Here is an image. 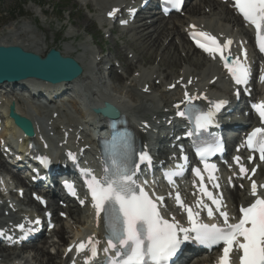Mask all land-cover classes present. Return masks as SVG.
<instances>
[{
    "label": "snow or ice",
    "instance_id": "snow-or-ice-1",
    "mask_svg": "<svg viewBox=\"0 0 264 264\" xmlns=\"http://www.w3.org/2000/svg\"><path fill=\"white\" fill-rule=\"evenodd\" d=\"M164 2L177 9L183 5V0H164ZM233 2L243 19L254 26L259 50L264 52V0H233ZM109 15H115V12ZM192 35L199 48L214 58L219 56L236 85L246 86L249 83L251 69L246 63V49L242 60L238 56H232L230 46L233 41L231 39L222 44L216 36L207 32H194ZM261 80H264V76H261ZM191 83L192 81L188 80L185 88ZM170 87L175 88L176 85L173 84ZM235 95L239 97V89ZM200 99L207 100L208 98L207 96H194L185 90L184 99L174 107L177 110V116L189 119L194 123L196 130L204 131L217 123L216 116L219 110L228 102L225 100L210 101L212 107L207 111H202L194 103ZM182 104L185 106L184 109L181 108ZM252 108L264 122V102L253 104ZM112 126L113 135L110 140L104 142L106 153L104 175L97 177L90 168L80 169L91 197L97 224L99 225L103 220L106 226L108 238L106 245L102 248L105 254V264H174V258L187 241H194L209 247L223 245L218 264H231L233 252L238 254L239 264H264V193L259 190L264 188V185H258L252 179L256 168L249 170L240 163V157H235L236 163L240 165L239 173L251 180L250 191L255 198L248 206H240L241 216L236 222H230V215L225 210L223 194L216 195L209 190L201 169L196 168L195 174L199 177L200 196L195 208L185 204L179 192L175 194L179 207L187 214V226H184L174 216L167 219L162 215L161 204L164 197L150 194L144 186L148 181L145 180L142 184L137 183L140 166L152 163V156L146 150V146L137 149L133 135L127 130L121 131L116 121H112ZM187 134L191 136L194 133L188 132ZM246 146L253 152H258L259 159L264 161V127H256L247 135ZM221 150L219 144L214 147L197 148V154L205 160L204 168L209 173L208 179L213 182V188L220 187L218 177L213 174L216 166L208 164L206 157ZM68 156L74 164L79 166L75 154L69 152ZM183 159L187 161L188 157L184 156ZM41 163L47 166L51 161L43 157ZM250 171L251 175H249ZM176 174L178 173L171 171L166 173L169 178ZM65 186L71 190L72 195L77 194L74 184L65 182ZM205 198L211 203L206 202ZM37 199L41 198L37 197ZM42 203L46 202L42 201ZM203 211H206L210 219H214L218 213L223 218V223L204 222L201 219ZM28 223L39 225L41 221L36 219ZM17 227L21 231L26 230L24 223L18 224ZM31 230L27 229V231ZM5 235L6 233L0 230V236ZM99 245L98 239L89 236L86 241L70 246L68 252L75 249L79 255L87 251L90 256L85 260V264H92L101 251ZM109 253H114V255H109Z\"/></svg>",
    "mask_w": 264,
    "mask_h": 264
},
{
    "label": "bare ground",
    "instance_id": "bare-ground-1",
    "mask_svg": "<svg viewBox=\"0 0 264 264\" xmlns=\"http://www.w3.org/2000/svg\"><path fill=\"white\" fill-rule=\"evenodd\" d=\"M117 1L119 0H86L85 4L89 12L93 13V11H95L96 18L102 22L100 14L101 11L104 9V7L114 4ZM137 3H141V0H138ZM116 5H120V3L114 4V6ZM206 8L211 9V15L210 13L207 14ZM218 9L220 10V13L218 18H216L217 21L215 20L216 23H214L215 21L211 17L215 16V10ZM144 14L146 15L148 12ZM145 19L147 18H144L143 21H141V25H138L135 28L132 27L130 30L132 33L131 38L126 41L125 45L127 52L125 51L126 53H123V55L118 53L116 54V57L122 60V69L125 71L123 75H115L116 67L112 66L109 69L101 67V65L109 60V56L104 54L103 49L100 46L93 48L88 42L78 46L71 44V42H66L62 47H58L57 49H59L65 56L74 57V59H76L81 64V66H83V75L81 78L75 82L61 84L60 86L68 85L70 87L77 88V94L79 97L90 93L91 97L95 98L97 94H94V91L99 90L100 93H98L99 96H97V99L104 98V100H109L114 103L119 109V112L125 116L128 123L134 127L139 139L142 140L143 146H146V150L149 151L154 148L155 143L163 141L164 135L161 132L165 129V127L164 124H159L160 119L163 117L168 118V113H170V110L174 104H177L184 99L185 90L194 96L207 93L211 98L216 99L222 98L221 94L224 93L225 95H229L224 76L222 75L220 68H218L214 62L202 55L197 58L190 57L189 53L191 51L198 52L192 47H189V49L187 48L188 50L186 53H184L185 46L188 41L187 32L189 22L193 21L201 29L219 34H227L232 32L229 30V26H239L240 18L234 14L233 10L228 5L223 4L220 0H200V3L192 7L187 15H183L180 19L173 20L171 23L169 19H163L161 17L154 19V21L151 20V22L144 21ZM81 24L84 26L85 31L87 32L92 30H97V33L100 32L95 26L93 18L84 16L82 23H76V26L79 27ZM169 24L171 26H169ZM151 27H153L152 30ZM31 28L32 27L30 26L29 22H23L21 25H10V27L7 29L8 32L0 36V45H20L28 51L44 54L47 48V46H44L45 40L36 36H32L33 31ZM240 34H243L246 38H248L249 31L246 27L242 26L240 28ZM72 36L76 35H73V31H69L68 37ZM175 39H179L181 41V49L183 48L182 51L180 50V45L176 43ZM54 46H56L55 41ZM129 54H132V56L130 57ZM153 62H157V65L155 64L157 67H146L148 64H154ZM130 69H134L133 73L136 72L135 76H133V73H131L133 79L130 81V83H125V85L123 84L124 86H121L119 84L120 81L123 80L125 75H127V71ZM107 74L115 75L116 84L118 83L120 86L118 87V85L115 83H108V81H106ZM215 76L218 77L217 82L214 85L209 86L210 80ZM158 80L161 82L160 85L163 84V89L160 90V93L156 91L158 86L156 81ZM188 80H191L192 83L188 84L187 88H183ZM103 82L108 83L106 84L107 90L104 92L99 89V87L103 85ZM173 84H175L176 87L171 91L170 85ZM5 85L8 87V84H4V86ZM147 85L150 89V92H148L146 89ZM54 87L57 92L61 90L59 85ZM2 88L3 86L0 88L1 92H3ZM91 97L86 96L84 102L90 104L92 101ZM7 103V100L6 102H1V106L6 107ZM73 107L76 113H78L76 109L77 106L74 104ZM33 109L34 108L30 110L26 109L25 106L17 107V110L20 113L32 117L36 124L39 125L41 130L45 132L44 126L46 121L43 113L36 109L34 111ZM64 111L66 110L63 109L60 113H58L57 119H54L51 124V130H48V133L57 130V133L55 132L57 135L54 137L56 144L58 142H62L63 140V134L62 132H59L58 129L60 128L59 123L63 124L60 122V119L63 118ZM53 112H59L55 105H53ZM80 114L81 121L77 126H75V123L70 125L67 123L65 124L64 128H66V130L70 129L71 127L77 129L79 125L87 124L84 113L80 111ZM48 120H51V115ZM102 124L103 122L98 120L96 126L98 127ZM9 126L12 128V130L9 128ZM6 127L7 129L5 135H7L9 132L11 134L16 132V127H14L11 120H7ZM84 128H86V126H84ZM170 129L171 128H169V130ZM83 133L85 136L87 135L86 131H83ZM152 140H154V142ZM86 141L89 144L93 143L89 142L87 139ZM34 143L38 148L40 143L37 141V139H35ZM56 148L59 152L63 151L61 146H57ZM165 151L166 146L162 150L156 152V156L153 160L156 161V158L159 157V161H161L162 156L159 155V153ZM7 166V164L0 160V168L7 169ZM245 196V192L240 191L239 189L230 191L229 201L231 207L233 206L234 200L237 198H239V200H245ZM30 202L34 203V201L30 198L26 200V203ZM5 210H7V207H3V211ZM78 222H80V224L82 223L81 221ZM81 225L84 226V228H79L75 232V236H73L74 238L78 237L79 235H83L84 230V233L87 235L88 233H93L100 241L99 237H102V233L98 227L91 228V224L88 220L83 221ZM90 228L91 230H88ZM55 234L59 236L62 243H67L66 246L69 245L68 240L73 238L67 236L64 227L57 230ZM30 245H32L31 248H33V251H35V256L41 264H59L60 262H58L57 259L61 258L63 251L66 249V247H64V250H59L58 255L54 256L49 253V249H47L45 246H40L37 243H32ZM30 245H28V247ZM2 251L3 250L0 249V252ZM4 251L9 252L7 254L0 255L4 259H9L11 256H15L14 258L17 259L21 256H24L26 252L24 250L20 252L12 250Z\"/></svg>",
    "mask_w": 264,
    "mask_h": 264
},
{
    "label": "rangeland",
    "instance_id": "rangeland-1",
    "mask_svg": "<svg viewBox=\"0 0 264 264\" xmlns=\"http://www.w3.org/2000/svg\"><path fill=\"white\" fill-rule=\"evenodd\" d=\"M83 1L81 0L79 1L78 0H0V31L2 35H4V33L8 32L7 29L8 27H10L12 23L19 24L21 21H22L21 23L29 22L30 26L32 27L31 29L33 31L32 36H36L38 38H42L45 40L44 46H47L45 53L53 47L56 49L58 47H62L63 44L66 42H71V44L78 46V45L85 43V41L88 43L90 41L89 45L93 46V48H97L99 47L98 45L101 44L102 46L100 45V47H102V49L105 48L106 55L110 53L108 55L109 60L105 63H108L112 59L113 55H115L116 57L117 53L122 54V55L123 53H126L127 50H126L125 45L127 41L126 39L128 40L130 39L129 35H126L125 39L123 40L117 34H115L114 36H109V33L100 31L99 32L100 34H99L97 33L98 32L97 30H92V31L87 32L85 31V28L82 24L79 27L76 26V23H82L84 16L85 17L91 16L90 18H93L95 26L99 30V25H97L96 21L97 20L100 21V20L96 18V15H95V18L92 17L94 14H90V12H88L89 10L82 5ZM85 1L83 4L86 6ZM194 4L195 3H193V5ZM191 6H192V3L189 2L187 4L185 12H187L189 7ZM210 10H211L210 8H206L207 14L210 13ZM13 11H14V14L17 16H21L22 13H24V15L26 14V16L22 18L18 17V19L16 18L17 20H14V21L10 20L12 18ZM217 13H220V10L217 11ZM211 14L212 12L210 13V15ZM21 23L19 25H21ZM169 26L171 25L169 24ZM69 31H73V35H76L78 37V40L76 41H74V39L64 40V38L68 36ZM110 34H112L111 31H110ZM91 35H94V37H92ZM54 41H55L56 46H54ZM175 41L176 43H178V41L180 40L175 39ZM188 47H189V44H187V48ZM187 48L186 50H188ZM184 53L186 52L184 51ZM197 53L198 52L196 53L191 52L190 57L197 58L199 56V54ZM112 61L113 60H111V62ZM153 63L154 64H148V65L149 66L152 65V67H155L157 65L156 64L157 62H153ZM101 67L103 68L102 65ZM115 70H116L115 75H121V74L123 75V73L118 72L119 68H116ZM122 70L120 69L119 71L121 72ZM133 70L134 69L128 70L126 74H131ZM115 75L107 74L106 80L109 77L110 81L116 83ZM124 80H126L125 77L119 83L121 86L124 84L123 82ZM119 84L117 83V85ZM157 89L160 90L161 88H157ZM62 120L63 119H60V122H63ZM78 229L79 228H77L76 230L74 229L73 235ZM31 247L32 246L30 245L28 248H31ZM30 260L32 261V264H35L37 262V260L35 259L33 260L30 259Z\"/></svg>",
    "mask_w": 264,
    "mask_h": 264
},
{
    "label": "water",
    "instance_id": "water-1",
    "mask_svg": "<svg viewBox=\"0 0 264 264\" xmlns=\"http://www.w3.org/2000/svg\"><path fill=\"white\" fill-rule=\"evenodd\" d=\"M82 70L75 59L63 56L55 49H50L42 57L19 46L0 45V81L34 77L58 84L74 81L81 75ZM94 112L108 118H115L119 114L118 110L108 103L104 108L94 109Z\"/></svg>",
    "mask_w": 264,
    "mask_h": 264
}]
</instances>
